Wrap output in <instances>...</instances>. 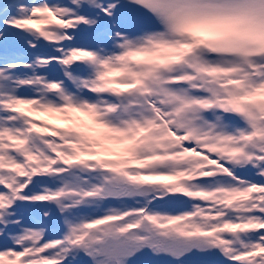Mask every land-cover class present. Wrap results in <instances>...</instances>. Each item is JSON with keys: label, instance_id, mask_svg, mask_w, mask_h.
<instances>
[{"label": "snow or ice", "instance_id": "1", "mask_svg": "<svg viewBox=\"0 0 264 264\" xmlns=\"http://www.w3.org/2000/svg\"><path fill=\"white\" fill-rule=\"evenodd\" d=\"M0 264H264V0H0Z\"/></svg>", "mask_w": 264, "mask_h": 264}]
</instances>
